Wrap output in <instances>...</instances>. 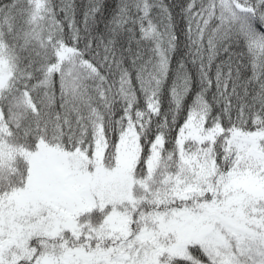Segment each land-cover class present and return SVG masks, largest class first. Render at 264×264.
Segmentation results:
<instances>
[{"label":"snow or ice","instance_id":"snow-or-ice-1","mask_svg":"<svg viewBox=\"0 0 264 264\" xmlns=\"http://www.w3.org/2000/svg\"><path fill=\"white\" fill-rule=\"evenodd\" d=\"M0 264H264V0H0Z\"/></svg>","mask_w":264,"mask_h":264},{"label":"trees","instance_id":"trees-1","mask_svg":"<svg viewBox=\"0 0 264 264\" xmlns=\"http://www.w3.org/2000/svg\"><path fill=\"white\" fill-rule=\"evenodd\" d=\"M77 2L79 3V2H80V0H77Z\"/></svg>","mask_w":264,"mask_h":264}]
</instances>
